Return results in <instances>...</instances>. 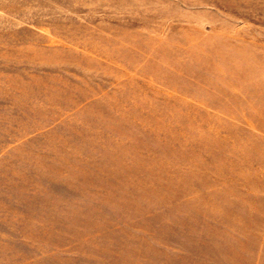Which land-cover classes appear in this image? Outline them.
<instances>
[{"label":"rangeland","instance_id":"rangeland-1","mask_svg":"<svg viewBox=\"0 0 264 264\" xmlns=\"http://www.w3.org/2000/svg\"><path fill=\"white\" fill-rule=\"evenodd\" d=\"M0 264H264V0H0Z\"/></svg>","mask_w":264,"mask_h":264}]
</instances>
